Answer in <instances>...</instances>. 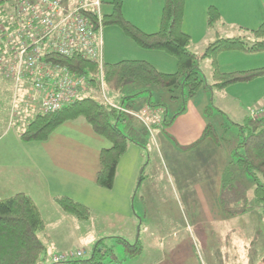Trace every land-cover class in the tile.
<instances>
[{"label": "rangeland", "instance_id": "rangeland-1", "mask_svg": "<svg viewBox=\"0 0 264 264\" xmlns=\"http://www.w3.org/2000/svg\"><path fill=\"white\" fill-rule=\"evenodd\" d=\"M111 2L99 1L102 17L105 9L112 8ZM110 27L117 29L116 32L119 36H114L107 43L108 40L102 35V40L106 45L103 60L105 64L108 61V52L113 55L117 54V57L122 59L120 57L123 54L130 55V47L138 48L130 38L122 34L117 26L103 25V33L110 30ZM211 77L212 71L200 68V78L205 79L207 86L212 84ZM125 91L132 93L130 89ZM125 91L120 96L106 89L107 98L115 105L116 102H119L118 97L124 102ZM176 92H179V89H176ZM90 96L102 104L101 96L98 93L93 92L87 97ZM195 98L197 99L190 101L191 104L187 102V106L191 107L193 104L194 107L195 104L202 102L200 96ZM216 98L213 106H208L209 97L204 99V105L209 108H218V99ZM164 103L161 104L158 111L152 109L150 112L147 108L142 112L143 110L139 108L134 110L123 106L127 110L136 112V115L132 116V112L131 115L119 114L123 116V121L117 126L124 131L125 126L122 122L126 121L125 124H129L130 129L123 133L130 141L129 146H138L137 148L140 149L143 157L142 164L140 155L139 158L137 155L133 157L131 150L134 149H128L117 166V177L113 183V188H99L95 184L94 174L93 183H86L85 181L78 185L80 191L76 188L74 192L66 190L69 191L68 195L66 194L67 197L90 210L91 215L88 221L80 223L66 215L64 218H56L54 214L50 213L47 206H44V203L38 202L47 225V233L37 234L38 238L46 245L44 264H54L56 257L78 252H80L81 257L75 259H89L94 246H104L103 240L98 241L95 245L96 235L104 234V231L119 229L118 223L120 220H124L122 218H130L132 222L129 221V223H134L137 226L138 233H132L131 229H129L131 231L126 232L120 227L121 232L118 231L120 233L117 235L124 241H120L115 236L109 240L104 239L105 247L111 248L114 255L120 259L127 255V245H135L138 241V244L143 247L141 251L143 250L144 254L141 263L146 264H264V210L253 197L252 180L245 175L244 169L239 167L235 160V148L239 142V130L235 123L242 122L243 114L246 111L242 109L243 111L238 112L234 107L236 110L234 112L229 109L228 104L225 105L224 109L227 116L218 117L215 115L209 122L215 129L208 127L204 134V138L208 137L216 147L221 148L206 154V157L198 154L193 158L189 151L182 152L176 162L178 169L175 171L174 166L173 170L169 172L172 175L170 178L167 170L169 171L173 162L171 163L169 154L162 148L161 159L159 160L155 157L156 152H154L156 146L159 144L167 146L166 140H170V137L157 133L159 131L157 129L161 125L163 127L164 124L166 102ZM118 104L122 105V103ZM178 106L181 105L169 106L171 108L169 122L172 119V113L174 115V110ZM258 108H251L254 109L251 112V117L263 116V114L259 115ZM194 112L195 108L193 109ZM33 115L30 117L32 118ZM8 119H10V113ZM80 122H82L81 119H76L71 124H62L63 126L59 130L65 132L67 129H73L75 137H67V139H69L70 144L75 141V145L82 149L79 159L76 161L80 163L84 172L92 173L93 166L98 164L96 156L98 143L96 146L88 141L90 133L87 131V125L86 129L85 127L83 129L80 127ZM13 127L14 125H12ZM59 141H64V139H55L51 145H55ZM224 157H226V162L224 163L225 166H222ZM134 162H140L143 165V180L140 182L137 178L136 181L134 179L135 183L132 185V190L128 195H125L122 193V176L126 170L132 171L130 169H132ZM162 163L165 171L161 172L160 164ZM226 168H230L236 176L238 175L236 181L246 190L248 209L244 214L228 216L219 205L221 177ZM148 173L150 176H147ZM213 178L215 180H212ZM102 264L116 263H112L104 257Z\"/></svg>", "mask_w": 264, "mask_h": 264}, {"label": "crops", "instance_id": "crops-1", "mask_svg": "<svg viewBox=\"0 0 264 264\" xmlns=\"http://www.w3.org/2000/svg\"><path fill=\"white\" fill-rule=\"evenodd\" d=\"M99 1L110 3L113 0ZM120 1L121 12L126 21L147 34H152L158 31L163 0ZM210 7L215 8L220 15V21L213 28L208 27L206 21V12ZM111 12L112 8L109 10L105 9L104 16L111 14ZM263 22L264 0H184L182 31L190 38V44L188 47L189 51L198 56L204 52V49L209 43L215 41L217 38L242 36V29L255 30ZM116 31L118 30L114 27H110V30L106 31V33H103L102 31L103 37L105 36L106 40H108L107 43H109V40L113 39L114 36H119ZM105 48L106 45L103 41V60ZM130 48V55L123 54V56L120 57L122 59H119L117 54L113 55L111 52H108V61L106 64H114L109 62H120L114 60L144 61L161 73L173 74L177 70L175 59L164 52L145 51L140 48L138 49L135 46ZM216 63L218 70L222 73L262 69L264 68V52L251 54L240 52L221 53L217 56ZM200 68L212 71L211 61L203 60L200 62L198 65L199 76ZM201 79L206 84L205 79ZM210 79L212 80V77ZM126 89H130L132 93L125 91L124 102L122 100V102L116 103H122L123 106H127L134 110H136V108H139L140 110H145L147 108L149 112L152 109L158 111L161 104H165L164 102H166L163 118V127L165 128L161 127V125L160 128L157 129L159 130L157 133L170 137V140H166L167 146H162L160 144L156 146V151L154 152H156L155 157L159 160L161 159L162 148L166 150L167 154H169V159L172 160L171 163H173L171 164L169 171L167 170L168 173L173 170L174 166L175 171H177L178 166L176 162L179 160V155L184 151L192 153L191 156L194 158V156H198V154L205 156L206 154L213 153L221 148L216 147L208 137L204 138V134L208 127H213L209 122L215 117V115H218V117L227 116L224 109L225 105L228 104L229 109L234 112L236 111L234 107L238 112H241L243 111L242 109H244L246 112L243 114V120L251 116V112L254 111V109L251 108L254 107H259L257 109L258 112L264 115V76L255 78L246 83L230 85L222 91H212L208 87H204L200 89V92L196 93V96H200L202 102L195 104L194 107L192 106L193 104L191 107L187 106V102L190 103V101H194L197 99L195 98L196 96L188 99L181 91L176 92V90H174V92L171 93L170 91L158 87L140 88L137 86H128ZM11 91V83L0 78V200L21 193L28 196L38 209V202L44 203V206H47V209L50 213L54 214L56 218H64L66 214L56 208L54 199L57 197H67L68 192L70 190L74 192L75 188L80 191L78 185L85 181L86 183H93L94 180L92 179L94 178V174L96 184V174L99 170V153L101 149L108 147V144L104 139L95 135L90 126L81 119L82 122H80V127L83 129L85 127L86 129L87 125V131L90 133L88 141L92 145L98 143L99 146L96 145L98 148L96 153L98 164H95L93 166V172L89 173L88 171L84 172L80 163L76 161L79 159L82 149L75 145V141L70 144L68 141L69 139H67V137H75L73 129H67L65 132L59 130L64 124H71L74 120L66 122L58 127L55 133L53 135H51V133V136L49 135L44 142H23L20 139V131L23 129L22 127L24 126L25 121L30 118V115L26 113L19 114V117L14 121V127L12 128L9 126L7 117L9 116L11 98L8 94L11 95ZM171 96L176 99L172 100ZM208 97L210 101L207 102L209 103L208 106H213L214 99L217 97L218 108H209L204 105V99H208ZM179 104L181 106H178V108L174 110V115L172 113V119L169 122V111L171 110L169 106ZM194 108L195 112L193 113ZM125 123L126 121L122 122L125 126L124 131L121 130L122 133L130 129L129 124ZM241 123L235 124L238 126ZM75 127L78 128L77 126ZM58 138L64 139V141H59L55 145H51V142ZM129 142L126 150L134 149L131 150L133 157H136L135 155H137V158H139L140 155L142 164L143 157L140 149L137 148L138 146H129ZM225 162L226 157L223 159L222 166H225ZM139 164L140 162H134L132 169H130L132 171L126 170L122 176V193L125 195H128L132 190L131 188L135 183L136 178L137 180L140 178V172L144 168L141 164L139 167ZM2 167H4V170H2ZM117 168L114 182L117 177ZM163 170L164 167L162 163L160 164V171L162 172ZM147 176H150V173H148ZM169 176L170 178L172 177L171 173H169ZM216 177L214 178L216 179ZM214 178L212 180H215ZM66 190L69 191L67 192ZM67 198L70 199V197ZM72 218L75 219L74 217ZM122 219L124 220H120V223H118L119 229L115 228V231L108 230L107 232L104 231V234H97L94 240L95 245L98 241L103 240L102 244L106 246L104 244V239L109 240L115 237L124 241V239L118 236L121 232L120 227L123 231L125 230L128 232V230L131 229L132 233H138L137 226H135L134 223H129L130 218ZM43 220L45 227L42 232L47 233L46 219L43 218ZM47 223L49 224V221H47ZM118 231L120 232L118 233ZM43 235L45 236V233ZM143 255L142 250L138 257L131 259L126 258V255L122 257V259L115 257V260L112 261V263L146 264L141 263V260L144 257Z\"/></svg>", "mask_w": 264, "mask_h": 264}, {"label": "trees", "instance_id": "trees-1", "mask_svg": "<svg viewBox=\"0 0 264 264\" xmlns=\"http://www.w3.org/2000/svg\"><path fill=\"white\" fill-rule=\"evenodd\" d=\"M111 5L112 12L103 16V25L119 27L122 33L142 50L160 51L173 57L177 70L173 74L161 73L144 61L103 63L102 76L108 91L121 96L128 86L158 87L171 93L179 89L190 99L200 88L208 87L210 90L222 91L230 85L246 83L264 76V68L222 73L216 63V58L221 53L264 52V22L255 30L242 29V36L217 38L198 56L189 51L190 38L182 31L184 0H163L159 28L152 34L142 32L124 19L120 0H113ZM206 19L208 27L213 28L220 21V15L215 8L210 7L207 9ZM203 60L211 61L210 86H207L199 76L198 65ZM62 64L77 75L89 74L92 89L95 94L98 93L97 64L80 57L63 60ZM8 96L11 98L10 94ZM171 99L176 98L171 96ZM117 100L122 102L119 97ZM79 118L108 144V147L101 149L99 153L96 184L101 188L111 189L118 162L125 153L129 140L117 126L123 121V116L93 97L79 99L57 112L34 114L25 121L20 131V139L23 142H44L62 124ZM241 124L237 126L239 142L235 148V160L237 165L244 169L245 175L252 180L253 197L264 210V115L257 118L249 116ZM143 176L144 172L141 170L140 182ZM237 177L238 175L236 176L230 168H226L221 177L218 202L228 216L244 214L248 209L246 190L236 181ZM54 204L62 213L80 222L90 219V210L72 199L57 197ZM44 227V220L38 207L28 196L20 193L0 200V264H44L46 246L37 236ZM127 248L125 257L128 259L141 253V245L138 243L127 245ZM110 249L105 246H94L89 259H70L54 264H102L104 257L112 262L116 256Z\"/></svg>", "mask_w": 264, "mask_h": 264}, {"label": "built area", "instance_id": "built-area-1", "mask_svg": "<svg viewBox=\"0 0 264 264\" xmlns=\"http://www.w3.org/2000/svg\"><path fill=\"white\" fill-rule=\"evenodd\" d=\"M0 1V74L12 85L10 127L21 113L57 112L94 92L89 74L77 75L62 64L74 57L97 64L103 105L136 115L107 98L99 0ZM78 257L80 252L54 261Z\"/></svg>", "mask_w": 264, "mask_h": 264}]
</instances>
